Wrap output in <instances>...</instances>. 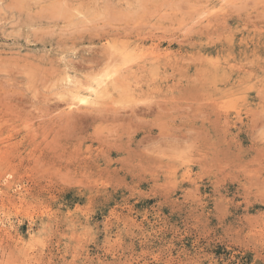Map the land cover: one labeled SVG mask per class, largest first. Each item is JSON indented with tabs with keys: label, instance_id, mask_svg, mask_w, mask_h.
Segmentation results:
<instances>
[{
	"label": "rangeland",
	"instance_id": "374dc122",
	"mask_svg": "<svg viewBox=\"0 0 264 264\" xmlns=\"http://www.w3.org/2000/svg\"><path fill=\"white\" fill-rule=\"evenodd\" d=\"M0 264H264V0H0Z\"/></svg>",
	"mask_w": 264,
	"mask_h": 264
},
{
	"label": "bare ground",
	"instance_id": "6f19581e",
	"mask_svg": "<svg viewBox=\"0 0 264 264\" xmlns=\"http://www.w3.org/2000/svg\"><path fill=\"white\" fill-rule=\"evenodd\" d=\"M212 11V10H211ZM131 53V52H130ZM134 54V53H133ZM146 54V53H145ZM112 56V55H111ZM124 58V57H123ZM132 58V57H131ZM226 59V58H225ZM110 60V59H109ZM126 61V60H125ZM236 64V63H235ZM243 64V63H242ZM119 65V64H118ZM126 65V64H125ZM144 65V64H143ZM210 65V64H209ZM215 65V64H214ZM113 66V65H112ZM120 66V65H119ZM236 67V66H235ZM106 68H108V67H106ZM114 68V67H113ZM119 68V67H118ZM121 68H122V66H121ZM109 69H110V67H109ZM110 70H108V72H109ZM111 73H112V70L110 71ZM116 72V71H115ZM118 72V71H117ZM116 72V73H117ZM132 72V71H131ZM211 72V71H210ZM104 73H106V71L104 72ZM206 73V72H205ZM102 74V73H101ZM106 74H108L107 76H106V79H103V80H98V82L97 83H95L94 82V87H91L90 89H89V92H88V94L87 95H83L81 92H78V93H75L74 95H73V99L72 100H74L75 102H77V101H79V103L80 104H84V103H86V102H88L89 100H92V99H90L91 98V96H96L97 94H98V92L100 91V93L102 94V92L104 93V91H107L108 90V88L109 87H118L119 85H120V83H121V81H120V79L119 78H117L118 77V74H115V75H117V77L115 76L114 77V74L112 73V74H109V73H106ZM134 74V73H133ZM121 75V74H120ZM138 76V75H137ZM104 78V77H103ZM71 81V80H70ZM73 81V80H72ZM93 81H96V80H92V82ZM71 83V82H70ZM73 84V83H72ZM80 84V83H79ZM82 84V83H81ZM84 84V83H83ZM134 84V83H133ZM79 86H81V85H79ZM86 87H88V86H86ZM102 87H104L103 89H104V91H102L101 92V88ZM105 87H106V89H105ZM129 87V86H128ZM80 88V87H79ZM84 88H85V86H84ZM70 89H72V88H70ZM81 89V88H80ZM83 89V88H82ZM83 92H84V90H82ZM88 91V90H87ZM114 91V90H113ZM121 91V90H120ZM123 91H125V90H123ZM86 92V91H85ZM110 92V91H109ZM126 92V91H125ZM72 94H73V92H72ZM128 94V93H127ZM70 97H71V92H70ZM124 95H126V94H124ZM99 96H100V94H99ZM101 96H103V94L101 95ZM109 97V96H108ZM97 98H99V97H97ZM99 99H101V98H99ZM165 99V98H164ZM102 100V99H101ZM73 101V102H74ZM95 101V100H94ZM96 101H97V99H96ZM105 101V100H104ZM98 102V101H97ZM78 103V104H79ZM95 103V102H94ZM93 103V104H94ZM99 103V102H98ZM71 104V103H70ZM92 104V103H91ZM96 104V103H95ZM103 104V103H102ZM73 105V104H72ZM77 105V104H76ZM118 105V104H117ZM74 107H75V104L73 105ZM114 106V105H113ZM69 107H70V105H69ZM72 107V106H71ZM73 108V107H72ZM161 108V107H160ZM71 109V108H70ZM69 110V109H68ZM104 110V109H103ZM71 113V112H70ZM98 113V112H97ZM110 113V112H109ZM108 113V114H109ZM135 113V112H134ZM112 114V113H111ZM80 117V116H79ZM82 118H83V116H82ZM70 119V118H69ZM68 119V120H69ZM80 119V118H79ZM85 121V120H84ZM70 122V121H69ZM68 124V123H67ZM150 136V135H149ZM118 147V146H117ZM105 152V151H104ZM90 178V177H89Z\"/></svg>",
	"mask_w": 264,
	"mask_h": 264
}]
</instances>
